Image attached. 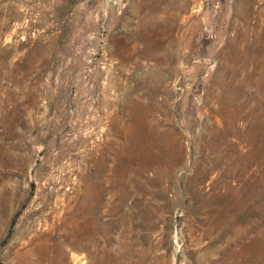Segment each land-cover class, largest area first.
Returning a JSON list of instances; mask_svg holds the SVG:
<instances>
[{
    "label": "rangeland",
    "instance_id": "1",
    "mask_svg": "<svg viewBox=\"0 0 264 264\" xmlns=\"http://www.w3.org/2000/svg\"><path fill=\"white\" fill-rule=\"evenodd\" d=\"M0 264H264V0H0Z\"/></svg>",
    "mask_w": 264,
    "mask_h": 264
}]
</instances>
